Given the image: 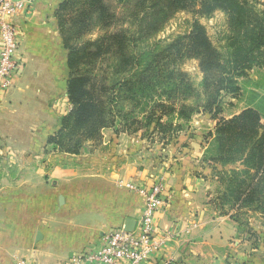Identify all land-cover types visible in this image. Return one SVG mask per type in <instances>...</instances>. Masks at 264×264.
Listing matches in <instances>:
<instances>
[{
    "label": "crops",
    "instance_id": "1",
    "mask_svg": "<svg viewBox=\"0 0 264 264\" xmlns=\"http://www.w3.org/2000/svg\"><path fill=\"white\" fill-rule=\"evenodd\" d=\"M28 1L15 18L21 67L0 96V145L27 150L13 155L25 163L22 171L0 169V264H71L73 254L98 247L106 231L140 217L145 194L124 183L150 186L155 178L165 186V206L155 215L159 234L171 235L165 253L175 264H229L236 225L211 209L206 172L192 165L204 142L185 141L190 130L157 158L139 133L112 129L88 152L38 154L69 110L68 52L57 20L65 0Z\"/></svg>",
    "mask_w": 264,
    "mask_h": 264
},
{
    "label": "rangeland",
    "instance_id": "2",
    "mask_svg": "<svg viewBox=\"0 0 264 264\" xmlns=\"http://www.w3.org/2000/svg\"><path fill=\"white\" fill-rule=\"evenodd\" d=\"M106 2L110 4V12L114 13L109 28L105 30L102 24L89 22L90 27L85 31L84 38L92 40L109 31L111 34L125 32L126 39L122 44L116 41L113 43L111 47L113 52L107 61H96V80L105 79L107 83L112 84L121 77L129 80L134 77V70L131 68L133 63L142 65L156 61L158 59L152 55H159L168 44L177 43V48L172 51L173 55L171 54L172 56L170 55L165 62L168 69L177 72L169 79H165L159 72L151 73V81L143 85L147 87L146 93L149 97L141 98L144 102L141 104V111L136 112L139 113L137 117L142 120L144 115L153 114L154 117L161 115V122L170 120L181 125L177 135L190 130L191 137L187 136L185 141L199 137L201 142H204L200 144L198 150L202 154L192 163L196 169L195 173L203 175V172H206L208 186L206 197L211 209L221 216L228 217L232 214L238 220L236 236L231 240L227 263L264 264V214L255 210V204L249 200L241 204L238 211L226 204L224 198L236 184L226 179L224 174L242 166L239 163L222 165L218 159L223 153L217 149L221 141L223 143L239 141L242 137L247 140L264 138V66L261 64L264 63V44L260 54L248 53L245 48L251 39L243 37L244 25L240 26L238 23L243 20L245 26L250 27L248 34L252 32V27L256 25L253 19L258 17L257 14L264 15V0H246L245 6L247 8L250 6V9L246 10L243 16L228 14L222 7H215L209 10L210 12L203 11L205 0H176L174 5L166 0H144L139 6L131 5L126 8L123 0ZM251 5L256 9L254 12H249ZM149 13L155 14L152 19L144 21L148 24L145 32L142 35L135 33L141 24L140 15L145 17ZM68 21L71 22L69 19ZM262 23L264 25V21ZM240 45H243V49L238 50ZM120 46H125L138 56L134 60L124 57L117 51ZM250 55L255 59L253 60ZM235 58L245 65L240 67L239 64V67H235L233 62ZM180 71L185 75L181 76L178 73ZM229 78L233 81L234 89L231 87L232 83L226 82ZM170 83H174L175 89L163 93L164 89L168 90ZM122 97L124 100L118 102V107L130 109L136 103L135 100L128 99L130 94L123 93ZM206 101H212L208 109L202 106ZM161 105L167 108H162ZM182 105H197L195 107L197 112L188 120L178 117L177 111ZM246 109L254 110L255 115H248L242 121L226 123ZM153 125L154 121H151L148 129L143 126L138 133L149 143L148 150L152 149L150 156L157 158L155 153L164 149L162 143L165 141L161 139V134L149 130ZM210 128L212 130L208 132ZM204 137H210L209 141H202ZM37 148L38 154L53 151L51 145ZM91 148L92 143L88 142L82 150L88 152ZM26 153L25 147L11 148L1 144L0 169L22 171L25 163L18 158L16 161V156L13 155L21 156ZM3 154L9 155L10 159L3 162ZM241 177L242 175L239 176ZM155 180L156 178L153 181ZM221 202L225 204L222 210L218 205Z\"/></svg>",
    "mask_w": 264,
    "mask_h": 264
},
{
    "label": "trees",
    "instance_id": "3",
    "mask_svg": "<svg viewBox=\"0 0 264 264\" xmlns=\"http://www.w3.org/2000/svg\"><path fill=\"white\" fill-rule=\"evenodd\" d=\"M141 1L144 0H123L125 8L131 5L139 6ZM166 2L174 5L176 0H166ZM245 3H247L246 0H205L203 11L222 7L228 14L243 16V13L250 9V6L247 8ZM252 6L249 12L256 10ZM109 7L110 4L106 0H65L57 11L59 32L68 52L67 101L70 108L60 118L59 129L47 138V145H51L54 152L78 154L86 143L95 144L101 141L102 131L105 129H112L115 133L136 134L143 126L144 128L149 127L151 121H154V125L149 130L162 135L161 139L165 141L162 143L164 146L181 130L180 124L172 123L170 120L161 122V115L158 117H154L153 114L144 115L142 120L146 123H142L143 121L137 117L139 113H136L141 111V104L144 102L141 98L149 97L146 93L147 87L143 85L151 81V73L159 72L165 79H169L177 72L168 69L165 63L167 58H170L172 51L177 48L176 42L168 44L161 54L152 55L153 58L158 59L156 61H149L142 65L133 63L131 68L134 70V77L129 80L126 77H121L114 84L107 83L105 79L96 80V61H107L113 52L111 48L113 43L116 41L122 44L126 39L125 32L111 34L109 31H105L101 36L92 40L84 38L85 31L90 27L89 22L102 24V28L105 30L109 28L111 20L114 18V13L110 12ZM154 14L149 13L145 17L140 15L139 23L141 24L135 33L142 35L148 25L144 21L152 19ZM257 16L253 19V23L256 25L252 27V32L249 34L250 27L245 26L243 20L238 21L240 26L244 25L245 34L243 37L251 39L245 49L252 54L255 52L260 54L264 44V25L262 23L264 15L261 13ZM195 35L198 36V34ZM239 49H243V45H240ZM117 51L130 60H134L138 56L137 53L128 50L125 46H120ZM250 57L255 59L253 55ZM236 58L233 61L235 67H239V64L240 67L245 65ZM261 64L264 66V63ZM84 69L87 71L85 72ZM178 73L181 76L185 75L181 71ZM226 82L232 83L231 87H233V81L230 78L226 79ZM186 83L184 82L185 85H187ZM221 84L220 81V86ZM167 88L169 91L164 89L163 93L172 92L175 89L174 83H170ZM123 93L130 94L128 99L135 100L136 103L132 108L118 107V102L124 100ZM211 104L212 101H206L202 106L208 109ZM196 106L182 105L177 111V116L186 120L190 119L192 114L197 112ZM161 107L167 108L165 105H161ZM252 114L255 115L254 110L246 109L226 123L242 121ZM242 138H239V141H225L224 143L221 141L217 146L218 151L223 153V155L220 153L218 159L222 165L239 163L242 166L240 169L224 172V177L236 184V187L228 191L224 201L230 208H235L238 211L241 204L249 200L255 204V210L264 214V138L249 140ZM240 175H242L241 178H239ZM218 205L221 210L225 208V204L222 202ZM228 217L238 226V220L234 218V215L229 214Z\"/></svg>",
    "mask_w": 264,
    "mask_h": 264
},
{
    "label": "built area",
    "instance_id": "4",
    "mask_svg": "<svg viewBox=\"0 0 264 264\" xmlns=\"http://www.w3.org/2000/svg\"><path fill=\"white\" fill-rule=\"evenodd\" d=\"M28 2L0 0V96L11 88L21 67L16 58L19 28L15 18L25 10ZM124 187L145 194L140 217L130 230L123 226L106 231L98 247L73 254L69 258L71 264H175V259L165 253L171 235H160L155 223V215L166 203L163 179L157 178L150 186L125 182Z\"/></svg>",
    "mask_w": 264,
    "mask_h": 264
},
{
    "label": "water",
    "instance_id": "5",
    "mask_svg": "<svg viewBox=\"0 0 264 264\" xmlns=\"http://www.w3.org/2000/svg\"><path fill=\"white\" fill-rule=\"evenodd\" d=\"M133 223H134V221H132V224H131V225H129V224H125V225H124V228H125L126 230H130V229L132 228Z\"/></svg>",
    "mask_w": 264,
    "mask_h": 264
}]
</instances>
